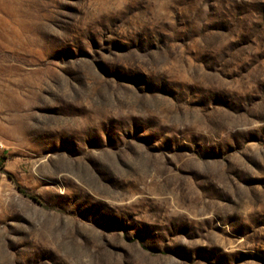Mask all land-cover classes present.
<instances>
[{
  "label": "rangeland",
  "instance_id": "374dc122",
  "mask_svg": "<svg viewBox=\"0 0 264 264\" xmlns=\"http://www.w3.org/2000/svg\"><path fill=\"white\" fill-rule=\"evenodd\" d=\"M0 264H264V0H0Z\"/></svg>",
  "mask_w": 264,
  "mask_h": 264
},
{
  "label": "trees",
  "instance_id": "16d2710c",
  "mask_svg": "<svg viewBox=\"0 0 264 264\" xmlns=\"http://www.w3.org/2000/svg\"><path fill=\"white\" fill-rule=\"evenodd\" d=\"M15 187H16V189H17L22 195L27 196V197L30 198L31 200H33V201L39 203L37 197H35L34 195H31V194H28L24 189L20 188V187L17 186V185H16Z\"/></svg>",
  "mask_w": 264,
  "mask_h": 264
}]
</instances>
